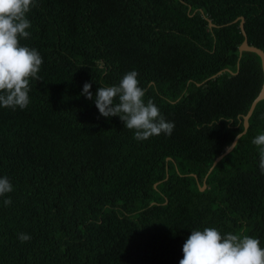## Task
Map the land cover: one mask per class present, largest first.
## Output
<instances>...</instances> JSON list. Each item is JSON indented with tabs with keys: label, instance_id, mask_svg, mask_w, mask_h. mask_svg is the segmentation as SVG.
<instances>
[{
	"label": "trees",
	"instance_id": "obj_1",
	"mask_svg": "<svg viewBox=\"0 0 264 264\" xmlns=\"http://www.w3.org/2000/svg\"><path fill=\"white\" fill-rule=\"evenodd\" d=\"M26 15L20 45L43 63L29 105L0 106V178L13 186L0 197V264H179L191 231L210 227L264 248L252 143L264 99L212 165L261 86L259 57L238 46L264 54V0H35ZM130 71L170 136L138 141L99 114L98 88Z\"/></svg>",
	"mask_w": 264,
	"mask_h": 264
},
{
	"label": "clouds",
	"instance_id": "obj_2",
	"mask_svg": "<svg viewBox=\"0 0 264 264\" xmlns=\"http://www.w3.org/2000/svg\"><path fill=\"white\" fill-rule=\"evenodd\" d=\"M34 6L35 0H0V106L13 110L29 105V81L40 80L42 57L36 49L20 45V38L30 37L26 29L31 23L26 14ZM137 76L136 71H130L118 85L99 87L94 100L99 114L119 117L127 129L134 130L138 141L161 133L170 136L174 123L165 120L151 99L145 103V89L139 86ZM91 86L86 82L81 92L89 100L93 99ZM252 143L259 148V167L264 175V134L257 135ZM12 191L8 178H0V197ZM3 202L5 206L12 203L10 198ZM18 239L23 243L31 237L20 233ZM182 251L179 264H264V248L258 239L240 233L222 236L214 227L191 231Z\"/></svg>",
	"mask_w": 264,
	"mask_h": 264
},
{
	"label": "water",
	"instance_id": "obj_3",
	"mask_svg": "<svg viewBox=\"0 0 264 264\" xmlns=\"http://www.w3.org/2000/svg\"><path fill=\"white\" fill-rule=\"evenodd\" d=\"M241 24H242V19L240 18L239 19V28H240V31L241 33L243 34L242 32V28H241ZM238 51H252L254 53L257 54V56L259 57V60H260V68H261V71H262V82H261V86L259 88V91L257 93V95L254 97V99L252 100V102L250 103L249 105V108L248 110L246 111L245 115L242 117V130L240 133L236 134L233 139L231 140V142L229 143V145L223 150V152L221 154H219L218 156H216L212 162V165L225 153H227L234 145L235 143V140L241 135L244 133L245 131V128H246V120H247V117L249 116L250 112H251V109L253 107V105L260 99H264V54L262 53L261 50L255 48V47H252V46H249L246 44L245 42V39H243L241 41V43L239 44L238 46ZM204 188V184L202 183L199 190H203Z\"/></svg>",
	"mask_w": 264,
	"mask_h": 264
}]
</instances>
